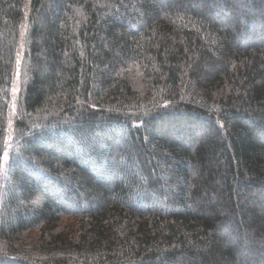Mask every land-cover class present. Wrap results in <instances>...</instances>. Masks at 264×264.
Returning a JSON list of instances; mask_svg holds the SVG:
<instances>
[{"label": "trees", "instance_id": "16d2710c", "mask_svg": "<svg viewBox=\"0 0 264 264\" xmlns=\"http://www.w3.org/2000/svg\"><path fill=\"white\" fill-rule=\"evenodd\" d=\"M4 158L0 264H264V0H0Z\"/></svg>", "mask_w": 264, "mask_h": 264}, {"label": "rangeland", "instance_id": "374dc122", "mask_svg": "<svg viewBox=\"0 0 264 264\" xmlns=\"http://www.w3.org/2000/svg\"><path fill=\"white\" fill-rule=\"evenodd\" d=\"M29 1L30 0H27V8L29 6ZM239 8V6H238ZM28 10V9H27ZM26 17H27V14L24 15V31H23V35H22V38L24 39V36H25V33H26V27H25V21H26ZM42 25V24H41ZM21 44H22V40H21ZM17 82V81H16ZM18 92V85H14V89H13V93H17ZM5 156H7V151L5 153ZM4 171H3V175L1 177V183H0V206L2 204V201H3V196H4V186H5V180H6V172H7V158H4ZM153 164H154V161H153Z\"/></svg>", "mask_w": 264, "mask_h": 264}]
</instances>
